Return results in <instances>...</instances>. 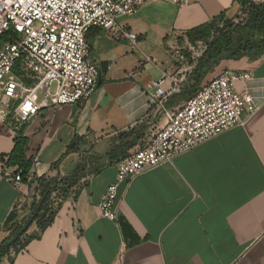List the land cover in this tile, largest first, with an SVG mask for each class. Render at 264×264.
Here are the masks:
<instances>
[{
  "label": "crops",
  "instance_id": "1",
  "mask_svg": "<svg viewBox=\"0 0 264 264\" xmlns=\"http://www.w3.org/2000/svg\"><path fill=\"white\" fill-rule=\"evenodd\" d=\"M237 10L233 0H151L117 19L134 42L90 27L85 38L98 84L87 100L40 109L24 125L25 158H35L27 174L54 177L74 157L67 152L71 143L81 152L85 143L115 140L114 131L136 127L139 143L151 129L157 86L167 94V109L185 102L181 91L169 90L187 32L220 15L234 19ZM222 69L251 74L245 86L234 84L258 104L243 126L119 182L115 222L101 216L98 203L115 181L116 160L94 158V167L53 207L52 222L44 230L29 225L25 234L33 237L10 254L12 264H264V53L224 59L208 80ZM3 99L0 92V104ZM13 136L0 120V166ZM34 191L32 182L13 186L0 178V242L12 223L30 215Z\"/></svg>",
  "mask_w": 264,
  "mask_h": 264
},
{
  "label": "built area",
  "instance_id": "2",
  "mask_svg": "<svg viewBox=\"0 0 264 264\" xmlns=\"http://www.w3.org/2000/svg\"><path fill=\"white\" fill-rule=\"evenodd\" d=\"M149 1L0 0V92L4 98L0 104V120L15 135L40 109L87 100L99 79V68L88 59L87 30L92 26L100 27L113 37H126L134 42L117 19L131 15ZM171 1L177 5L189 2ZM214 35L212 30L205 38H188L176 51L179 66L170 76L169 93L181 90ZM15 68L19 74L15 73ZM250 77L249 72L222 69L173 109L165 107L167 94L157 86L150 99L154 106L149 119L151 129L116 162L115 181L107 186L98 203L101 216L117 220L114 202L119 182L171 162L177 155L243 126L258 104L246 90L236 91L234 84L240 82L245 86ZM154 96L159 99L155 100ZM157 116L164 122H158ZM73 155L79 158L82 153ZM31 162H35V158ZM64 176L62 169L56 170L57 182ZM0 178L13 186L32 182L35 185L33 199L39 198L37 177L26 173L23 178L18 166L8 162V156L0 166ZM61 199V192L55 189L50 194L49 206H56ZM21 205L22 200L17 207ZM10 254L14 251L10 250Z\"/></svg>",
  "mask_w": 264,
  "mask_h": 264
},
{
  "label": "trees",
  "instance_id": "3",
  "mask_svg": "<svg viewBox=\"0 0 264 264\" xmlns=\"http://www.w3.org/2000/svg\"><path fill=\"white\" fill-rule=\"evenodd\" d=\"M237 6L247 7V18L242 23L230 24L229 30L221 35L215 34L209 43L208 49L201 58L198 66L186 80L181 88V94L186 98L190 97L194 90L200 87V82L206 73H201V70L215 55L222 51L231 50L232 53L229 58H240L247 55L249 57H256L260 53H264V1L259 4H254L252 0H233ZM224 19L223 15L211 19L208 23L192 28L187 32L190 40L194 38H205L215 25ZM241 36L242 40L234 42L236 36ZM256 49L254 53L251 50ZM212 70V69H211ZM210 71V70H209ZM19 74L18 71H15ZM194 81V83H193ZM202 85V84H201ZM170 102V100H168ZM167 102V103H168ZM166 104V103H165ZM129 136H133V141L127 143L124 147H118L111 151L108 155L109 162L117 158H123L128 149L141 137V131L136 127L128 132L119 133L115 139L124 140ZM27 149V139L23 134V129H20L13 137V147L8 154V162L18 166L21 170V176L24 178L29 165L30 159L25 158V150ZM67 152H79V147L71 143ZM94 158L88 159L86 163L79 164L74 174L71 176H64L59 182L57 177H38L39 198L33 199L31 204V213L22 222L12 223L9 226L7 236L0 242V262L3 258L9 259V264H12L10 250L16 252L22 248L30 239L32 235H26L25 232L31 223L35 222L39 230H44L53 220L56 208L49 206L50 194L52 191L59 190L62 197L68 193L69 189L77 182V180L85 175L87 171L93 166ZM94 167V166H93Z\"/></svg>",
  "mask_w": 264,
  "mask_h": 264
},
{
  "label": "water",
  "instance_id": "4",
  "mask_svg": "<svg viewBox=\"0 0 264 264\" xmlns=\"http://www.w3.org/2000/svg\"><path fill=\"white\" fill-rule=\"evenodd\" d=\"M236 39L242 40L241 36H236ZM256 49L251 50V53H254ZM232 51H222L220 54L215 55L211 60L204 66L201 70V73H207L209 70L213 69L220 63L222 60L230 57ZM194 83V81H193ZM195 92V90H194ZM133 141V136H129L124 140L115 139L112 140L110 137L102 138L95 143H85L80 147V151L83 152L79 158H74L73 156L68 157L64 164L62 165V170L66 176H71L74 174L76 167L81 163H86L89 157L97 158L101 162H105L108 159V155L111 151L115 150L118 147H124L127 143ZM120 158L116 159V162Z\"/></svg>",
  "mask_w": 264,
  "mask_h": 264
},
{
  "label": "rangeland",
  "instance_id": "5",
  "mask_svg": "<svg viewBox=\"0 0 264 264\" xmlns=\"http://www.w3.org/2000/svg\"><path fill=\"white\" fill-rule=\"evenodd\" d=\"M247 18V7L245 6H238V10H237V14L235 15L234 19L231 18H224L222 19L220 22H218L214 27V32L217 35H221L223 33H225L226 31L229 30V25L232 24H239L245 21V19ZM238 39H235L234 42H238ZM213 78V77H212ZM211 78V79H212ZM210 80V79H209ZM207 78V73L204 75V77L202 78L200 85L204 84L206 82L209 81ZM186 97L184 96V98L182 97V101H186ZM154 108V107H153ZM154 110V109H153ZM162 122H164V119H162Z\"/></svg>",
  "mask_w": 264,
  "mask_h": 264
}]
</instances>
